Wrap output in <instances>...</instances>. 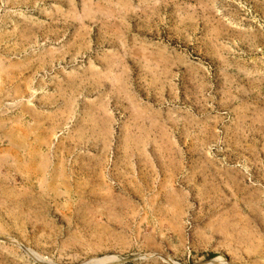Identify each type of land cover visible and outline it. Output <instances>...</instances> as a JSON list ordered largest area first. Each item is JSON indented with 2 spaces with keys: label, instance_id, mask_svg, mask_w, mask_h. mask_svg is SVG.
<instances>
[{
  "label": "rangeland",
  "instance_id": "obj_1",
  "mask_svg": "<svg viewBox=\"0 0 264 264\" xmlns=\"http://www.w3.org/2000/svg\"><path fill=\"white\" fill-rule=\"evenodd\" d=\"M0 264H264V0H0Z\"/></svg>",
  "mask_w": 264,
  "mask_h": 264
}]
</instances>
